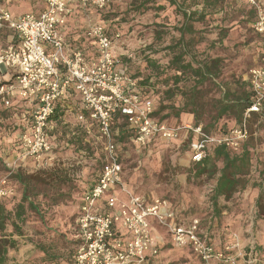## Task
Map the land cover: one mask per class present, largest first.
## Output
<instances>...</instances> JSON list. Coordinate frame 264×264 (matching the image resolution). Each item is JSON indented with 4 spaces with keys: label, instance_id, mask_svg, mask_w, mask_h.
<instances>
[{
    "label": "built area",
    "instance_id": "1",
    "mask_svg": "<svg viewBox=\"0 0 264 264\" xmlns=\"http://www.w3.org/2000/svg\"><path fill=\"white\" fill-rule=\"evenodd\" d=\"M44 1L46 8L40 13L18 17L0 7V31L11 30L17 38L16 44L0 51V104L3 109L21 104L27 117L16 159L7 164L11 172L31 160L38 167L52 161L54 116L58 109L67 110L68 101L78 99L79 122H85L88 115L98 128L105 160L96 182L82 195L74 222L78 241L72 264H157L162 242L155 226L166 231L172 246L190 250L204 264H264L246 254L237 239L217 248L207 240L201 219L183 223L168 201L147 198L126 186L113 132L115 114L128 118L134 129L133 142L139 147L154 140H176L181 128L153 118V101L134 92L132 81L118 69L114 38L103 24H90L86 30L96 45L94 58L67 41L62 29L73 4L103 12L109 0ZM237 1L255 10L253 30L264 45V0ZM251 87L255 104L248 113L260 111L264 103V66L251 70ZM188 127L197 136L191 144L194 163L204 160L211 145L238 152L249 137L246 124L218 137L204 133L201 127ZM13 195L8 178L1 179L0 200Z\"/></svg>",
    "mask_w": 264,
    "mask_h": 264
},
{
    "label": "trees",
    "instance_id": "2",
    "mask_svg": "<svg viewBox=\"0 0 264 264\" xmlns=\"http://www.w3.org/2000/svg\"><path fill=\"white\" fill-rule=\"evenodd\" d=\"M156 1L155 6L147 7L146 4H141L137 10L143 6L142 8L145 7L144 9L149 11L153 9L152 11L159 14L166 9L167 4L163 5L162 0ZM166 1L175 8L170 15L161 17L160 14L157 15L160 21L154 23V27L170 30L168 34H172L171 40L160 51H153L152 45L147 47V52L143 50V53L145 52L144 70H151L149 75L143 74L144 79L142 78L138 82L129 76L126 70L124 73L134 84V92L140 94L144 100L155 102L153 118L160 122L168 124L170 121L177 126L201 127L204 133L217 137L227 135L246 124L249 140L247 139L243 143L240 151L234 152L225 145H211L202 162H193L194 167L190 170V174L192 173L194 177L215 178L211 200L215 209L214 216L218 223L224 224V227H230L234 231L240 226L248 225L251 220L264 221V170L261 171L260 180L251 183V169L255 165V159H257V147L252 143L254 135L250 129V123L257 115L262 117L264 121V103L260 107V111L248 113V110L255 104L251 83L236 78L235 83L238 89H233L228 86V81L222 79L226 61L225 58H222V54L221 56L217 54L229 50L235 51L237 47L244 46V50H248V47H246L247 43L232 46L226 44L222 40L227 35V29L214 25L218 19V13L215 10H218L219 7H222L225 17L229 16V9L236 10L239 14L243 12L244 17L241 24L253 23L256 16L254 9L237 0ZM179 15H181V20L178 19ZM104 20L103 18L101 24L109 35L117 38L123 36L121 20L114 22ZM252 25L249 27L250 29ZM215 33L218 36L213 38ZM159 36H161L160 32L158 38ZM256 48L264 57L263 43L260 42ZM159 52H164L162 58L166 59L165 62H161L155 55ZM2 113L10 115L7 119L4 118V121L7 122L0 123V133L9 134V137L13 138L12 143L15 145L17 144V133L21 131L23 126L26 127L27 123L23 107L21 104H17L10 109H3ZM64 115L65 111L58 109L54 119ZM118 116L123 117L126 128H129L128 133L122 130V133L116 138L121 159L125 134L132 137L134 129L128 123L127 117L120 113ZM188 139L191 149V144L196 141L197 136L194 132H190ZM159 143V140H154L146 148L153 149ZM67 146L69 147V145ZM71 149L72 147L69 148V150ZM65 151L66 149H63V152ZM3 160L0 156V163ZM104 160L105 154H102V158H100L101 168L104 165ZM121 163L124 173L122 159ZM59 173L58 170L48 172L45 170L18 169L12 176L10 186L16 192L13 196L0 200V264H72V257L78 241L76 235L71 233L72 229L69 226L64 229L59 228V230L51 227L56 226L55 216L54 222L51 214H54L56 207L61 204L57 196H61L62 190L59 186L65 180L59 176ZM250 186L259 191L255 210L249 214L245 204H240L239 201L242 198V193ZM54 189L58 190L53 191ZM232 200L236 201L237 206L231 209L226 217H223V212L228 209L226 203ZM79 202L80 200L78 207ZM176 216L180 220L178 213ZM223 219L227 222L224 223ZM25 223L31 226L30 229H33L31 233L24 232L23 225ZM201 225L203 228L202 221ZM203 231L209 243L214 245V238L216 237L214 230L211 228ZM253 233L252 230L251 233L243 232L241 234L245 240L243 250L246 254L250 253L263 261L264 237L259 240ZM23 239H26L33 246L37 257L30 261L18 263L16 253Z\"/></svg>",
    "mask_w": 264,
    "mask_h": 264
},
{
    "label": "rangeland",
    "instance_id": "3",
    "mask_svg": "<svg viewBox=\"0 0 264 264\" xmlns=\"http://www.w3.org/2000/svg\"><path fill=\"white\" fill-rule=\"evenodd\" d=\"M109 1V8L102 12L100 19L101 21L103 18L105 19L104 21H122L123 36L120 38L111 36L115 42L114 46L118 69L121 71L126 70L129 76L139 82L142 78H145L144 75L151 73L150 69L144 70V53L147 52V47L152 45L153 51H160L171 40L172 34H168L170 30L154 27V23H156L155 15L159 14L152 11L153 9L149 11L141 6V9L137 10V7L141 4H146L147 7L150 5L155 6L157 3L156 0H122L124 2L122 5L124 7L123 10L119 5L117 6L120 0ZM251 30H253V26ZM159 32L161 36L158 38ZM7 33H1L0 31V47L2 49H6L14 44V42L7 40ZM143 50H145L144 53ZM163 53H155L161 62L166 61V59L162 58ZM153 106L155 110L154 101ZM2 111L0 110V118L7 119L10 114L2 113ZM118 114L116 113L113 119L115 140L122 133V130L128 133L127 130L129 129L126 128L127 126H125L123 117H119ZM11 118L13 119V117ZM61 120L59 123H56L57 120L53 123L55 127L53 132L57 135L58 140H61L62 143L69 144V147L64 144V149H68L69 152L65 154V160H61L59 163L60 166H54L56 156H51L53 157H50L53 159V164L41 170L48 172L58 170L60 172L59 176L65 179H62L63 182L59 186L62 190L61 196L56 195L61 204L56 207L54 214H51V218L53 215L52 221L55 222L56 219V226L51 227L59 230V228L64 229L69 226L72 229L71 233H73L76 214L80 209H78L79 198L84 190L90 188L94 181L97 180V176L102 169L100 167V158H102V154L104 155V148L101 140H99L96 124L91 125L93 126L91 129L93 138H88V135L80 128L81 124L77 120L71 119L70 121L67 117L65 119L61 117ZM168 125L181 128L178 139L173 141L159 140L160 143L154 148L152 147L153 149L135 145L133 142L134 135L130 137L125 134L126 137L123 142V149L121 150V159L124 164L123 179L126 186L133 192L147 198L168 201L173 210H176L175 214H179L178 217L183 223H188L193 218H199L205 230L214 227L231 229L227 226L224 227V224L221 222L218 223L214 216L215 209L211 195L215 185V178H208L207 176L194 177L192 173L190 174V170L194 167L188 139L190 132H192L188 126L191 125L177 126L170 121H168ZM250 129L254 135L252 143L257 147V159H255V165L251 169V183H254V181L260 180L261 171L264 170V121L262 117L258 115L254 117L250 123ZM71 147L72 149L69 150ZM1 158L4 159L5 157ZM10 169L4 160L0 163V180L8 178L11 181L14 173L21 168L16 169L15 172H11ZM56 190L58 189H54L53 191ZM15 192L14 190V194ZM247 194V191H244L239 202L240 204H245L248 211L252 213L255 210V204L249 203L251 195ZM226 206L228 209L223 212V217H226L228 215L227 213L237 206V203L235 200H232L226 203ZM225 221L223 219L224 223ZM253 221L251 220L253 225L249 223L248 225L240 226L238 228L240 229L239 233L242 234L245 232L247 234L253 230V235L260 240L264 237V221H254V223ZM23 227L24 232L27 234L33 230L26 223ZM238 229L236 228L235 231ZM240 241H242L241 246L243 250L245 246L244 237H241ZM27 245L31 244L26 239L21 240L16 255L20 252L21 254L25 253L23 247ZM161 251L158 258L159 264H204L190 250L185 248L167 245Z\"/></svg>",
    "mask_w": 264,
    "mask_h": 264
},
{
    "label": "crops",
    "instance_id": "4",
    "mask_svg": "<svg viewBox=\"0 0 264 264\" xmlns=\"http://www.w3.org/2000/svg\"><path fill=\"white\" fill-rule=\"evenodd\" d=\"M162 2H163L162 3L163 5L167 4V7L165 10L159 13L160 17L164 15L172 14L173 9L175 7H172L170 4H168L166 0L164 1L162 0ZM123 4L124 2L120 0L117 6L119 5V7L122 8L123 10L124 9V7L122 6ZM0 7L5 8L8 11H10V13L14 17H18L26 13H40L46 8V3L44 0H0ZM72 7H73V12L68 18L66 26L62 29L63 33L67 41L71 44L72 47L82 49L84 50L88 58H94L96 57V45H95V42L90 37L87 36L86 30L90 24H96L99 22L100 23L103 22L100 19L102 12L96 11L94 9L83 10V9L76 7L75 4H73ZM221 8L222 7H219L218 10H215L216 13H218L217 14L218 19L216 20L214 25L216 27L219 25L220 27L227 29L226 31L227 35L225 38H223L222 41H224L226 44L230 46L236 45L239 43H243V44L247 43L246 47H248V50H244L245 49V46H244V47H237L235 51L229 50V51L217 54L218 56H221L222 54L223 56L222 58H225V61H226V64L223 68L222 79L223 80L225 79L226 81L229 82L228 86L232 87L233 89H238L236 83H234L236 78L237 79L241 78L243 81H248L251 83V70L255 67L258 68V67L264 66V57H262V55L260 54L259 49L256 48V46L261 42V40L258 37V35L254 32V30H251L249 28L252 24H254L255 19L253 23L251 24L249 23L241 24L242 18L244 17L243 12L239 14L236 12V10L229 9L230 14L228 17H225L223 15ZM180 10H181V7H180ZM255 15H256V12H255ZM178 19L181 20V15L178 16ZM158 21H160V18L157 15H155V22H158ZM2 32H8L7 40L9 42L12 41L14 42V44L17 43L15 32L11 30L1 31V33ZM216 36H218L217 33H215L213 38H216ZM1 50L2 48L0 47V51ZM243 52H246V53H243ZM67 104L68 105H67V110H65V115L62 116L63 119L67 117L70 119V121L71 119H74L79 122L78 118L76 119V115L78 113V107H79L78 99L75 98L73 100H70L67 102ZM0 110H3V107L1 106V104H0ZM4 120H5L4 118L3 119L0 118V123L7 122ZM56 120H55L56 123H59L60 121H62L61 117L59 119L57 118ZM79 124H81L80 128L84 131V133L88 135L87 137L93 138L92 131H91L93 126L91 125H93L94 123L93 121L89 119L88 115H87V120L85 122H79ZM24 128L25 127L23 126L21 131L17 133V143L20 139V136ZM12 141H13V138H10L9 134L0 133V156L3 158L5 157L4 162L6 164L11 163L13 159H16V155L18 153V144L14 145ZM52 144H53V154L51 156H56V161L54 163V166H60L59 163L61 162V160H65V156H66L65 154H68L67 150L63 152V149L65 148L64 146L69 145V144L62 143L61 140H58V137L57 135L54 134V132H52ZM50 164H53V162L50 161L48 165L45 166L43 164L42 167H38V165L34 163V161L31 160V161L22 163L20 168L29 170V171L41 170V169L48 168ZM245 191H247L248 193L247 195H251L249 199V203L255 204L259 190L258 189L253 190V188L250 186ZM82 195L79 198L80 202H79L78 209L80 208L81 203H82ZM116 212L117 210L112 211V213H116ZM151 222L153 223L152 219H151ZM212 230H214V233L216 236L214 238L215 239L214 245L217 248H224L225 246L232 244L236 238L239 241L241 239V234L239 233L240 229L236 231L235 230L232 231L231 229H226V228L220 229V228L214 227L212 228ZM155 232L157 236L161 239V242H162L161 250L164 248V246L171 245L170 236L166 233V231L163 228L155 226ZM23 248L25 249V253L21 254L20 252L19 254L16 255V259L18 263L30 261L31 259L37 257V253L31 245L24 246ZM158 258H157V264H159Z\"/></svg>",
    "mask_w": 264,
    "mask_h": 264
}]
</instances>
